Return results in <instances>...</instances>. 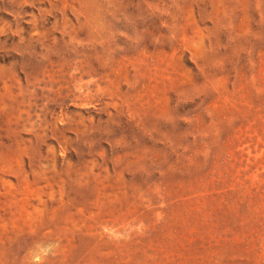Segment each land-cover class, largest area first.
I'll use <instances>...</instances> for the list:
<instances>
[{
  "label": "rangeland",
  "instance_id": "374dc122",
  "mask_svg": "<svg viewBox=\"0 0 264 264\" xmlns=\"http://www.w3.org/2000/svg\"><path fill=\"white\" fill-rule=\"evenodd\" d=\"M0 264H264V0H0Z\"/></svg>",
  "mask_w": 264,
  "mask_h": 264
}]
</instances>
